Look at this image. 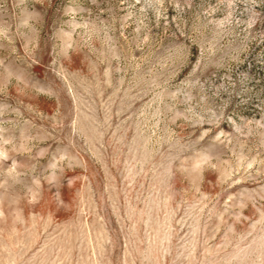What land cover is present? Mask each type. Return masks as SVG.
<instances>
[{
	"label": "rangeland",
	"instance_id": "1",
	"mask_svg": "<svg viewBox=\"0 0 264 264\" xmlns=\"http://www.w3.org/2000/svg\"><path fill=\"white\" fill-rule=\"evenodd\" d=\"M0 264H264V0H0Z\"/></svg>",
	"mask_w": 264,
	"mask_h": 264
}]
</instances>
